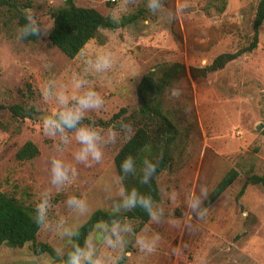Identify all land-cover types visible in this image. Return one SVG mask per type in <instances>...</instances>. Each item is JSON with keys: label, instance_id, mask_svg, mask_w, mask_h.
Returning <instances> with one entry per match:
<instances>
[{"label": "rangeland", "instance_id": "1", "mask_svg": "<svg viewBox=\"0 0 264 264\" xmlns=\"http://www.w3.org/2000/svg\"><path fill=\"white\" fill-rule=\"evenodd\" d=\"M64 1L5 0L0 4V192L33 208L41 193L51 187L49 157L58 154L57 140L43 134L37 118L54 107L42 100L41 88L49 80L67 82L72 72H81V64L79 53L67 59L47 37L17 41L14 15L17 9L31 7L51 20L49 12L62 7ZM257 1L187 0L190 7L186 12L168 22L149 13L145 0H136L127 8L124 0H72L78 7L92 8L117 22L137 14L134 21L120 28L98 30L82 48L111 50L118 61L108 73L111 83L103 77H87L105 104L101 110L86 113L85 120L103 135L112 125L108 123L110 117L120 108H126L127 114L135 110V87L142 75L174 62L185 68L186 75L164 94L165 105L181 111L182 126H190L180 156L156 180L157 203L164 207L165 217H181L186 210L184 197L193 185L197 192L204 185L210 193L225 173H236L214 201H205L206 214L194 218L191 227H173L166 221L156 224L150 219L139 226L138 221L129 220L137 233L149 230L161 239L156 251L142 258L130 242L127 251L132 255L125 264H264V184H247L236 197L248 176L264 174V21L251 52L204 77L188 74L190 69L210 64L217 55L232 53L249 43ZM165 2L172 8L182 0ZM133 68L138 70V78L130 76ZM13 105L31 107V117L14 116L8 110ZM258 124L262 125L260 130L255 129ZM126 138L121 133L114 144L104 146L102 161L92 167L75 162L71 152L77 145L72 141L60 155L77 168L78 176L63 191L52 189L51 218L63 216L69 223L81 225L89 217L78 218L67 209L64 202L71 195L85 198L91 213L111 212V204L117 199L112 160ZM26 142L36 147L37 155L20 161L15 153ZM173 191L177 193L175 202L165 195ZM35 242L52 250L64 246L63 241L40 228ZM47 256L34 255L30 243L22 247L0 245V264H44Z\"/></svg>", "mask_w": 264, "mask_h": 264}, {"label": "clouds", "instance_id": "2", "mask_svg": "<svg viewBox=\"0 0 264 264\" xmlns=\"http://www.w3.org/2000/svg\"><path fill=\"white\" fill-rule=\"evenodd\" d=\"M136 0H124V5H134ZM145 7L153 16L172 22L182 16L190 7L187 0L172 8L167 7L165 0H145ZM24 23L17 27L15 39L24 41L30 37H47L54 27V20L43 17L31 7L20 9ZM118 20L119 16L114 17ZM147 23V21H146ZM81 72H72L67 82L49 80L41 88L42 100L54 105L51 111H44L39 117L41 130L44 135L57 140V155L49 157V184L35 205L33 221L43 231L51 233L54 237L64 242V246L54 248V255H48L44 264H125L132 253L127 251L130 242L134 243L138 254L143 256L153 254L159 244L160 235L149 230L137 233L133 224L125 217L115 218L122 211L127 212L140 208L147 213L152 223L159 224L166 221L173 227L182 224L191 227L194 218H203L207 212L205 201L209 199V190L206 186L193 185L187 190L184 197L186 210L180 218L174 215L165 217V210L150 195L141 193L137 188H126L123 180L128 175L139 174L140 183L150 185L157 171V164L145 158L142 166L137 168L136 160L126 156L120 163V174L115 179V199L111 204V217L100 220L94 225V233H90L80 242L81 225L69 223L61 216L58 219L50 217L52 208V189L57 193L66 186L72 185L78 176L77 168L62 158L65 149L75 141L77 147L72 150V158L78 164L92 167L104 157V146L114 144L117 137L123 133L129 139L134 135L131 123L113 124L107 134L103 135L93 124H85L86 113L101 110L105 101L103 96L95 90L90 75L103 77L106 83H111L108 78L117 64L116 55L108 49L84 50L79 52ZM132 78H138L139 72L133 68L130 71ZM111 193V186L107 187ZM169 200L175 202L177 193L165 192ZM67 209L78 218L91 215L90 206L85 198L75 195L68 196L65 200Z\"/></svg>", "mask_w": 264, "mask_h": 264}, {"label": "trees", "instance_id": "3", "mask_svg": "<svg viewBox=\"0 0 264 264\" xmlns=\"http://www.w3.org/2000/svg\"><path fill=\"white\" fill-rule=\"evenodd\" d=\"M0 0V4H5ZM51 20H54V27L47 36L49 44L55 47L65 58L73 59L89 41L95 38L100 29H117L126 23L137 18L131 15L123 21H115L109 16H103L92 8L78 7L72 0H65L60 8L49 12ZM17 25H22L24 17L17 9L15 15ZM264 21V0H258L254 9L251 23V39L249 43L232 53H222L212 59L210 64L202 68L190 69L188 74L192 78L204 77L210 73L221 70L227 63L237 59L244 53L251 52L257 44V31ZM30 37L25 40H35ZM186 75L185 68L180 63L164 64L156 70L142 75L135 87L136 108L127 114L126 108H120L114 113L108 123L116 124L119 129L120 121L131 123L134 135L128 137L113 156V167L116 175L120 174V163L128 155H131L137 162V168L142 166L145 158L157 164L156 174L150 185L140 183L139 174L128 175L123 180L126 188H137L141 193L150 195L154 201H159L157 177L160 173L169 169L178 158L184 148L187 137L190 133L189 124L182 126L183 116L179 109L168 108L164 102L165 90L173 83L179 81ZM8 110L20 118L31 117V107L24 109L19 105L9 106ZM179 112V115H177ZM181 114V115H180ZM89 124L88 120H84ZM264 137V127L261 130ZM37 155L36 147L30 142L24 143L15 153L20 161L30 160ZM236 173L229 170L216 183L209 193L207 203L214 201L221 192L227 188L235 179ZM247 184H264V174L261 176H248L237 193L239 198ZM34 209L17 202L14 197L0 192V245L9 247H22L30 243V249L34 255H54L53 250L46 244L36 243L35 236L39 227L34 223ZM111 217L110 211L96 210L81 224L80 242L91 233L94 225L100 220H108ZM138 221L142 226L149 219L146 212L140 208L121 212L119 219Z\"/></svg>", "mask_w": 264, "mask_h": 264}, {"label": "water", "instance_id": "4", "mask_svg": "<svg viewBox=\"0 0 264 264\" xmlns=\"http://www.w3.org/2000/svg\"><path fill=\"white\" fill-rule=\"evenodd\" d=\"M42 114L38 115L37 118H39ZM262 128V125L261 124H258L255 129L256 130H260Z\"/></svg>", "mask_w": 264, "mask_h": 264}, {"label": "built area", "instance_id": "5", "mask_svg": "<svg viewBox=\"0 0 264 264\" xmlns=\"http://www.w3.org/2000/svg\"><path fill=\"white\" fill-rule=\"evenodd\" d=\"M111 1H113V0H111Z\"/></svg>", "mask_w": 264, "mask_h": 264}]
</instances>
